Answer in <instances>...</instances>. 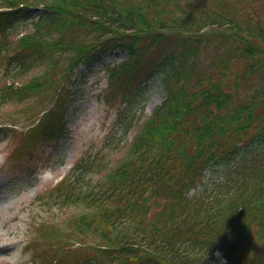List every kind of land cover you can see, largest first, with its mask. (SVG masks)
<instances>
[{
  "label": "trees",
  "instance_id": "16d2710c",
  "mask_svg": "<svg viewBox=\"0 0 264 264\" xmlns=\"http://www.w3.org/2000/svg\"><path fill=\"white\" fill-rule=\"evenodd\" d=\"M259 3L0 0V59L14 70L6 76L27 77L1 88L0 100L54 96L25 142L64 134L69 91L53 73L67 79L80 63L128 51L105 67L99 95L117 109L114 137L38 198L89 207L70 218L75 245L55 225L40 224L56 241L40 264H264ZM153 76L165 95L148 115L144 84ZM214 166L219 174L207 179ZM87 232L98 240H82Z\"/></svg>",
  "mask_w": 264,
  "mask_h": 264
},
{
  "label": "rangeland",
  "instance_id": "374dc122",
  "mask_svg": "<svg viewBox=\"0 0 264 264\" xmlns=\"http://www.w3.org/2000/svg\"><path fill=\"white\" fill-rule=\"evenodd\" d=\"M256 8V16L264 17V3H259ZM37 10L33 15L40 14ZM127 53V48L120 47L104 53L100 59L80 63L70 71L67 79H64V71L52 74L59 81V86L64 81L69 96L64 134L50 140L25 142V133L41 117L43 109L52 105L53 91H43L20 103L0 100V264H40L47 261L56 241L48 231L42 229L41 232L40 224L55 225L65 242L75 244L78 241L79 237L69 226L70 218L89 207L63 206L61 203L49 205L46 200L38 198L55 185L76 160L101 149L108 134L114 137L117 109H108L99 95L106 86L105 67L121 62ZM6 74L12 75L14 70L0 59V89L8 82ZM19 78L21 84L27 80L25 75ZM246 91L247 87L244 88ZM143 95V104L149 115L165 95L164 86L157 76L144 84ZM1 126L10 130H1ZM118 139L119 136H115L114 140ZM123 153L115 154L113 161L120 159ZM69 163L72 166L67 170ZM213 169L217 166L208 171L207 179L219 174L212 172ZM96 239L90 232L83 234L82 238L86 241Z\"/></svg>",
  "mask_w": 264,
  "mask_h": 264
},
{
  "label": "bare ground",
  "instance_id": "6f19581e",
  "mask_svg": "<svg viewBox=\"0 0 264 264\" xmlns=\"http://www.w3.org/2000/svg\"><path fill=\"white\" fill-rule=\"evenodd\" d=\"M71 164H67L66 169L68 170L70 168Z\"/></svg>",
  "mask_w": 264,
  "mask_h": 264
}]
</instances>
